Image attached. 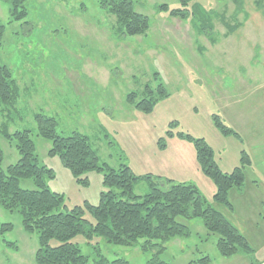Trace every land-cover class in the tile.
<instances>
[{"label": "rangeland", "instance_id": "374dc122", "mask_svg": "<svg viewBox=\"0 0 264 264\" xmlns=\"http://www.w3.org/2000/svg\"><path fill=\"white\" fill-rule=\"evenodd\" d=\"M98 1L25 0L27 16L12 22L8 4L0 0V60L21 87L14 110L3 112L0 105V128L6 125L10 134L31 131L39 164L53 170L45 183L63 196L55 212L84 201L96 205L107 189L100 166L127 165L139 177L134 193L140 196L150 191L146 174L194 185L248 247L223 257L218 234L208 233L200 217L183 216L176 220L188 226L189 234L163 247H144L145 238L118 245L94 234L71 241L89 262L102 255L128 264H153V259L199 264L208 256V264H264V0H192L185 7L191 17L184 20L157 8H182L179 0H132L150 22L144 34L133 36L119 34L115 16ZM131 92L136 93L133 102ZM153 96L149 112L136 108V102ZM36 112L55 117L61 135H86L99 169L75 177L58 155H50V141L36 133ZM214 115L240 138L220 132ZM196 138L213 149L223 172L242 164V151L250 157L242 185L228 192L230 205L214 200L216 187L195 157ZM0 147L2 169L17 162L14 143L1 133ZM19 184L36 188L30 178ZM85 217L92 221L88 213ZM0 222L13 225L0 235V264H37V232L23 230L17 210L0 207Z\"/></svg>", "mask_w": 264, "mask_h": 264}, {"label": "trees", "instance_id": "16d2710c", "mask_svg": "<svg viewBox=\"0 0 264 264\" xmlns=\"http://www.w3.org/2000/svg\"><path fill=\"white\" fill-rule=\"evenodd\" d=\"M1 1L8 4L12 22L21 21L27 16L25 0ZM191 1L179 0L182 8L169 9L167 4L157 8L163 12L168 11L171 17L184 20L191 17L185 8ZM98 3L99 8L115 16L119 34H144L150 28L148 17L134 9L132 0H99ZM3 33L4 25L0 23V41ZM157 88L159 94L164 92L160 84ZM20 90L9 66L0 60V105L3 112L10 113L15 109ZM135 98V92L128 96L131 102ZM155 99L157 98L154 96L153 99H141L135 106L149 112ZM34 120L36 133L51 143L49 154L58 155L75 177L89 168L99 169L96 151L86 135L78 131L68 135L59 134L56 118L46 113H34ZM213 121L224 135L233 134L240 138L218 115L213 116ZM0 133L14 143L19 154L17 162L2 169L4 154L0 147V207L9 211L17 210L23 230L28 233L37 232L38 247L33 256L37 264H128L122 257L108 259L102 255L89 262L71 239L79 234H94L110 243L128 246L135 244L139 238H145L144 247H163L164 242L189 234L188 226L176 220L179 216L200 217L208 233L218 234L216 246L223 257L234 255L242 251L243 247H248L239 230L222 212L207 204L194 185L146 174L143 178L148 179L150 191L140 196L134 193L139 177L127 165L118 169L111 168L106 163L103 164L104 167L100 166L104 170L102 183L107 189L101 191L96 205L84 201L82 205L55 212L63 202V196L50 190L45 183V175L53 177V170L39 164L31 131L18 130L10 134L7 126L2 125ZM193 147L200 169L211 178L216 187L214 200L230 205L228 192L242 185L243 167L251 163L250 157L242 151V164L231 172H223L213 158V149L203 138L194 139ZM22 178H30L36 188H22L19 184ZM85 213L92 217V221L85 217ZM12 228L11 223L0 222V235ZM52 240L58 243L53 245ZM5 243L16 246L15 242ZM152 261L153 264H168L164 261L155 262V259ZM199 261V264H208L210 259L203 256Z\"/></svg>", "mask_w": 264, "mask_h": 264}, {"label": "crops", "instance_id": "0c3cea01", "mask_svg": "<svg viewBox=\"0 0 264 264\" xmlns=\"http://www.w3.org/2000/svg\"><path fill=\"white\" fill-rule=\"evenodd\" d=\"M243 262H246V260H245V261H243Z\"/></svg>", "mask_w": 264, "mask_h": 264}]
</instances>
